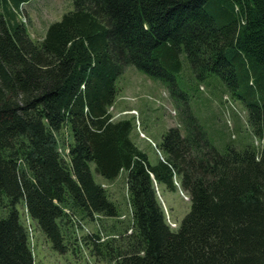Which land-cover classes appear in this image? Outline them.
Here are the masks:
<instances>
[{
    "label": "trees",
    "instance_id": "1",
    "mask_svg": "<svg viewBox=\"0 0 264 264\" xmlns=\"http://www.w3.org/2000/svg\"><path fill=\"white\" fill-rule=\"evenodd\" d=\"M29 1L0 0V264L35 263L21 203L62 253L72 213L120 215L93 164L108 180L127 171L131 233L112 251L95 235L114 264H264V146L220 151L190 113L152 164L110 111L127 66L175 91L189 62L264 138V0H73L41 40L20 19ZM174 174L191 199L177 229L155 188L175 189Z\"/></svg>",
    "mask_w": 264,
    "mask_h": 264
},
{
    "label": "rangeland",
    "instance_id": "2",
    "mask_svg": "<svg viewBox=\"0 0 264 264\" xmlns=\"http://www.w3.org/2000/svg\"><path fill=\"white\" fill-rule=\"evenodd\" d=\"M73 8V0H30L22 5L20 19L28 27L31 37L41 40L48 26ZM191 68L189 62L185 63L183 71L178 74L179 86L173 91L160 80L134 66H127L118 80L117 99L110 107L113 120H132L130 137L147 153L152 164L163 159L159 148L163 135L173 126L184 132L190 113L206 127L220 151L226 150L228 145L238 150L252 145L260 152L264 138L256 135L249 125L245 103L231 95L218 75L211 74L203 82L198 81ZM68 134L69 130H66L67 142ZM92 171L96 181L107 189L110 199L118 205L120 215L84 217L80 213H72L63 225L66 251L62 253L53 246L21 203V219L29 230L34 264H114L95 247L98 241L95 235H100L105 250L110 249L109 246L120 247L131 233L132 209L127 171H121L111 180L98 174L94 164ZM174 184L175 189L158 183H155V188L167 223L177 229L191 208V199L178 175L174 176Z\"/></svg>",
    "mask_w": 264,
    "mask_h": 264
},
{
    "label": "bare ground",
    "instance_id": "3",
    "mask_svg": "<svg viewBox=\"0 0 264 264\" xmlns=\"http://www.w3.org/2000/svg\"><path fill=\"white\" fill-rule=\"evenodd\" d=\"M163 159H164V156H163ZM163 159H162V160H163ZM174 175H175V174H174ZM156 184H157V183H156ZM65 211H66V209H65ZM66 212H67V211H66ZM67 213H68V212H67ZM94 218H95V217H94ZM95 238H96V237H95ZM98 242H99V241H98Z\"/></svg>",
    "mask_w": 264,
    "mask_h": 264
}]
</instances>
